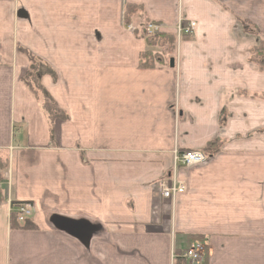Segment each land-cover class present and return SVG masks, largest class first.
<instances>
[{"label": "crops", "instance_id": "crops-1", "mask_svg": "<svg viewBox=\"0 0 264 264\" xmlns=\"http://www.w3.org/2000/svg\"><path fill=\"white\" fill-rule=\"evenodd\" d=\"M137 18L197 23L175 68L141 67ZM259 46L264 0H0V264H188L197 241L200 264H264ZM186 151L209 160L174 173Z\"/></svg>", "mask_w": 264, "mask_h": 264}, {"label": "built area", "instance_id": "built-area-1", "mask_svg": "<svg viewBox=\"0 0 264 264\" xmlns=\"http://www.w3.org/2000/svg\"><path fill=\"white\" fill-rule=\"evenodd\" d=\"M127 30L131 33H136L142 30L144 35L150 38L165 35L166 28L163 24L155 22H142L141 19H134L127 26ZM197 28L196 22H189L184 26L181 22L176 30V37L180 41L183 37L192 36ZM209 156L200 151H186L183 153L176 152L175 154V166L174 173L177 168L185 167L191 168L193 166L204 165L208 162ZM163 198L173 199L177 194H183L186 191V183L177 179L174 174L167 182H163L159 185ZM18 214V220L20 223H24L27 219L33 215V207L28 204L16 205L13 207ZM207 254V246L202 242H194L183 254V258L188 264H200L204 261Z\"/></svg>", "mask_w": 264, "mask_h": 264}, {"label": "trees", "instance_id": "trees-1", "mask_svg": "<svg viewBox=\"0 0 264 264\" xmlns=\"http://www.w3.org/2000/svg\"><path fill=\"white\" fill-rule=\"evenodd\" d=\"M135 11L136 10L134 7L128 6L127 7V18L130 19V17L135 13ZM135 34H137V36L145 39L147 42V45L149 47H155V46H157L158 43H161L164 41L168 45L171 46L170 49L172 51H175V49H176V37L175 36L160 35V36L150 38V37L145 36L142 30L137 31ZM263 58H264V51H263L262 46L255 48L253 50V53H252V61H256L257 59H260L259 64L262 68L264 65ZM159 64L160 65L163 64L162 57H160L159 54L153 53L151 51H147L141 57V67H143V68L152 69V68H156L157 65H159ZM168 66H169V64H168ZM51 104L52 103L49 100L45 101V106H44L45 110L49 113V115L52 119L60 118V117H57L54 114H52V112H54V110H53ZM62 117L64 118V116H62ZM221 146H222V143L219 141H216L214 143L209 144L208 149H212L213 151H216V150H219ZM5 170H6V161H4L3 159H0V201H2L4 199V194H3L1 186H2V183L4 181V171ZM21 204L24 205V204H28V203H19V204L13 203L12 206L14 207L16 205H21ZM28 205H30V204H28ZM13 221L18 222V217L14 216ZM20 225H22L21 229H32L35 227L34 225H29L27 223V220Z\"/></svg>", "mask_w": 264, "mask_h": 264}, {"label": "rangeland", "instance_id": "rangeland-1", "mask_svg": "<svg viewBox=\"0 0 264 264\" xmlns=\"http://www.w3.org/2000/svg\"><path fill=\"white\" fill-rule=\"evenodd\" d=\"M127 18V17H126ZM127 20H128V18H127ZM144 23H146V22H144ZM247 32H252V27H247V29H245ZM166 35V34H165ZM254 36H256L257 38H261L259 35H258V33L256 32V33H254ZM178 38L176 37V40H177ZM262 42V41H261ZM171 46L170 45H168L166 42H161V43H158L157 44V46H155V47H149V51H151V52H153V53H156V54H159L160 55V57H162V61H163V65L164 66H168V64H169V61H170V58L172 57V56H175V57H177L178 56V49L176 50L175 49V51H172L171 49ZM177 55V56H176ZM158 66V65H157ZM51 106H52V108H53V110H54V112H52V114H54L55 116H57V117H60L61 118V116H62V114L61 113H59V112H57V110H56V107L53 105V104H51ZM61 119H63V117L61 118ZM176 154V153H175ZM165 182H167V181H165ZM163 183V182H162ZM162 183H160V184H162ZM1 188H2V186H1Z\"/></svg>", "mask_w": 264, "mask_h": 264}, {"label": "water", "instance_id": "water-1", "mask_svg": "<svg viewBox=\"0 0 264 264\" xmlns=\"http://www.w3.org/2000/svg\"><path fill=\"white\" fill-rule=\"evenodd\" d=\"M170 68H175V60L174 59L170 60Z\"/></svg>", "mask_w": 264, "mask_h": 264}]
</instances>
